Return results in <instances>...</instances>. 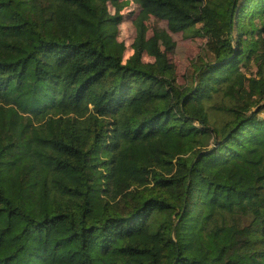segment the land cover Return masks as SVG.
Masks as SVG:
<instances>
[{
  "label": "trees",
  "instance_id": "1",
  "mask_svg": "<svg viewBox=\"0 0 264 264\" xmlns=\"http://www.w3.org/2000/svg\"><path fill=\"white\" fill-rule=\"evenodd\" d=\"M134 1L0 0V264H264V0Z\"/></svg>",
  "mask_w": 264,
  "mask_h": 264
},
{
  "label": "rangeland",
  "instance_id": "2",
  "mask_svg": "<svg viewBox=\"0 0 264 264\" xmlns=\"http://www.w3.org/2000/svg\"><path fill=\"white\" fill-rule=\"evenodd\" d=\"M128 1L120 12L123 15V21L119 24L118 40L124 42L126 46L125 58L133 53L132 44L136 38V19L140 11V6L134 0H119V3ZM110 6V10L113 12ZM147 28V37H151L154 32H169L172 36L174 46L168 51L174 74L179 85L192 84L195 73V66L202 61L211 60L210 53L207 50V38L195 36L190 31L171 32L168 27V22L156 16H150L145 20ZM145 61H152L149 56L144 57ZM256 68L253 67L249 73H254ZM264 114V113H263Z\"/></svg>",
  "mask_w": 264,
  "mask_h": 264
}]
</instances>
